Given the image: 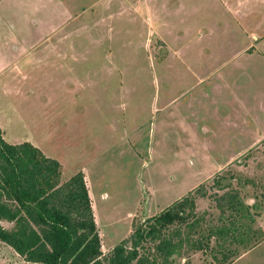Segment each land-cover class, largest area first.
I'll list each match as a JSON object with an SVG mask.
<instances>
[{"label": "rangeland", "instance_id": "1", "mask_svg": "<svg viewBox=\"0 0 264 264\" xmlns=\"http://www.w3.org/2000/svg\"><path fill=\"white\" fill-rule=\"evenodd\" d=\"M61 3L6 2L8 13L0 8V57H15V45L29 56V46L57 27L54 39L84 42L87 56L107 61L102 66L117 67L110 76L113 87H102L85 102L81 94L64 93L56 86L49 98L46 81L37 76L21 81L16 94L7 73L0 78V108L7 110L8 138L31 131L47 146L61 141L64 147L68 142L64 180L77 173L75 155L81 156L80 162L91 163L92 204L105 254L137 225L202 185L208 195L196 198L202 228L194 237L208 236L211 228L233 218L252 226L246 232L250 239L239 244L213 236L205 250L183 249L175 264H264V230L257 223V217L264 215V140L254 143L258 129L254 116L262 121L264 133V59L239 52L253 40L252 34L264 36V0H245L242 6L231 0L234 14L225 9L223 0ZM63 7L69 12L63 13ZM222 25L231 32L222 34ZM208 26L215 29L210 39ZM6 90L10 92L4 95ZM14 104L24 111L22 124L13 122ZM44 111L50 123L60 125L50 139L36 123ZM240 152L244 154L233 164L204 179L217 163ZM228 190L238 191L255 223L248 219L247 208L241 213L218 209L216 195ZM0 224L9 230L18 226L17 220L0 219ZM0 264L40 263L27 261L0 242Z\"/></svg>", "mask_w": 264, "mask_h": 264}, {"label": "trees", "instance_id": "2", "mask_svg": "<svg viewBox=\"0 0 264 264\" xmlns=\"http://www.w3.org/2000/svg\"><path fill=\"white\" fill-rule=\"evenodd\" d=\"M2 133L0 126V219L17 220L18 226L9 230L0 224V242L29 262L175 264L183 249L205 250L206 241L213 236L239 244L250 239L246 232L252 231V226L233 218L211 228L208 236L194 237L202 228L196 198L208 195L201 185L137 225L105 254L85 173L64 180L57 159L46 156L31 142L9 143ZM214 200L221 212L241 213L247 208V217L254 222L238 191L228 190ZM233 253L229 252L232 257L237 255Z\"/></svg>", "mask_w": 264, "mask_h": 264}, {"label": "crops", "instance_id": "3", "mask_svg": "<svg viewBox=\"0 0 264 264\" xmlns=\"http://www.w3.org/2000/svg\"><path fill=\"white\" fill-rule=\"evenodd\" d=\"M8 1L10 0H0V8H2L4 14L8 13V9L6 8L7 6L4 5ZM50 1H52L53 6L54 5L58 6L62 4L61 3L62 0L61 2L60 0H50ZM236 1L241 3V6H242L245 0H236ZM223 6H225V9L229 13H232V14L235 13V9H232L233 7L231 4V0H223ZM63 9L64 10L61 9L63 13L69 12L68 9L64 7ZM221 27H223L221 28L222 34L231 32L229 29L230 27L225 26V25H222ZM49 30H51L50 31L51 33L50 35L49 34L44 35L45 39L37 40L29 46L30 48L29 56H26V52H24V49L22 50L18 45H15V48L16 49L18 48L17 49L18 52H16L17 54L15 57H8V59H6V57H3V58L0 57V78L3 75L5 76L7 73H11L10 78L14 80L12 84L13 93H16V94L20 93L19 91L20 87L18 84H21V81L28 80V79H34V77L36 78L37 76H41L42 79L46 81L44 84L46 85V87H48L47 91L50 89V91L48 92V95L46 96L49 98L52 97V94L55 93L53 89L56 86L62 87L64 93L72 94L75 96H79L81 94L83 101L86 100L87 96L92 98L95 95L94 93L97 91H100L102 87H103V90L112 89L113 86L109 81H111L110 76L113 75V73L117 70L116 66L115 67L114 66L112 67L102 66V64L106 63L107 61L102 62L101 61L102 59L96 56H87L85 50L83 49L84 42H82L81 45H79V43L76 45L75 43L69 42L68 40L64 38L54 39L52 34L53 33L55 34L56 32H58L59 29L57 27H51ZM207 31H208L207 37H206L207 39H210L212 36H214V33H215L214 27L208 26ZM254 34H252L253 40L250 39V41L243 46V50H240L239 52L259 54L264 59V36L259 37ZM26 48L27 46L25 47V49ZM38 49H42L41 55H36L35 52ZM44 52H46L47 54L43 55ZM54 52H56V55L51 56L50 54ZM108 62H111V64L113 63L110 60ZM95 64L98 67L94 66ZM103 69H106V70L109 69V72L108 71L104 72L102 71ZM96 75H98L100 79H95L97 77ZM101 76H104V78H102ZM116 86L118 85L116 84ZM7 87L8 86L5 85V89ZM8 92L6 90L4 92V95ZM91 98L87 97V99H91ZM41 104L43 103L40 102V105ZM38 108L41 110L42 106L40 107L36 106L37 110ZM1 109L2 108H0V126L5 131L4 138L7 142L12 143V144L22 143L25 141L31 142L36 147L41 149L46 156L57 159L62 164V166H64L65 159L63 158V155L64 153L67 154L66 148H67L68 142L64 141L63 143L64 147L61 141L56 142L53 144V147H54L53 148L52 145L51 146L45 145L44 139L41 137L39 138L36 137L34 133L31 131L30 132L20 131V132L26 133L27 134L26 136H16V137L8 138V131H9L10 126L5 120V116H6L5 114L7 110L4 109L3 111ZM46 115L47 114L45 112V116ZM45 116L38 119L36 123L40 122L38 127L43 129L42 131L43 133L44 132L46 133L44 134V137H46L47 135L48 138L50 139L49 136L52 134L53 131L57 132L59 130L60 125H58V122L56 121L55 123H50L48 116H46L47 118H45ZM243 117H245V119L244 118L243 119H244V122H246L247 124L248 118L246 117V115ZM12 119L15 125H17L18 123L22 124L24 122V111H20V109L17 106H15V104L12 106ZM254 122L258 124V126H256L258 127V129L256 130L257 132L255 131L256 137L254 139V143H260L261 141L264 140V133H262L263 131L260 130V124L262 121L258 120L254 116ZM203 131L206 132L207 127L203 126ZM243 154L244 153L240 152L238 155H233V156H229L228 158H225L224 162L217 163L215 168H213L204 179H208L213 174H216L217 172H220L221 170L225 169L230 164H233V162L237 160ZM80 157H81L80 155L78 156L75 155L74 157L76 158L75 160L77 161L76 165L77 164L79 165L74 171L77 173L80 171H83L85 173L88 187H89V193L92 199L93 185L95 184V181L92 175L93 167L91 166V163L89 164V162L87 163V161L83 160L82 162H80L78 160ZM257 223H259L261 225V229L264 230L263 228L264 215L262 217H257ZM254 234H256V231L254 232ZM262 243L263 242L257 244L252 249L258 247ZM251 250H248L247 252Z\"/></svg>", "mask_w": 264, "mask_h": 264}]
</instances>
